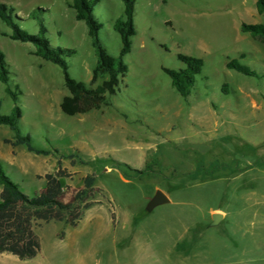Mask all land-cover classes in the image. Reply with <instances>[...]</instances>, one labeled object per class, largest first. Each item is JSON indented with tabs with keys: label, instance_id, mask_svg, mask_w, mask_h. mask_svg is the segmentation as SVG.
<instances>
[{
	"label": "rangeland",
	"instance_id": "rangeland-1",
	"mask_svg": "<svg viewBox=\"0 0 264 264\" xmlns=\"http://www.w3.org/2000/svg\"><path fill=\"white\" fill-rule=\"evenodd\" d=\"M256 2L137 0L136 35L118 93L109 107L74 117L60 109L68 95L62 71L35 57L31 44L12 41L0 20V49L11 83L23 92L21 133L51 153L38 156L5 144L12 132L0 126L5 174L33 197L46 184L38 176L55 173L60 160L70 175L62 180L65 189L79 188L94 174L110 200L98 197L103 205L89 210L77 228H37V258L0 255V264H264V40L240 30L243 23L264 25ZM0 3L14 8L22 19L15 22L32 35L39 26L29 15L37 10L50 43L75 51L66 59L71 78L91 85L95 52L69 0ZM95 13L104 26L102 43L117 56L121 43L113 24L123 16V3L104 0ZM179 54L204 61L187 98L163 71L184 67ZM229 59L260 78L227 69ZM12 107L0 84L1 114ZM157 191L174 203L149 212ZM213 210L227 218L207 230L212 214L220 213Z\"/></svg>",
	"mask_w": 264,
	"mask_h": 264
},
{
	"label": "trees",
	"instance_id": "trees-1",
	"mask_svg": "<svg viewBox=\"0 0 264 264\" xmlns=\"http://www.w3.org/2000/svg\"><path fill=\"white\" fill-rule=\"evenodd\" d=\"M103 1L69 0V7L73 10L75 19L83 22L87 28L96 56L90 86L71 78L66 59L75 51L56 47L50 43L46 37L44 21L38 16L37 10L29 15V19L37 22L39 26L38 34L32 35L15 22L22 19L17 16L14 8L0 3V20L10 29L8 37L12 41L31 44L34 47L32 54L35 57L42 62L57 66L62 71L64 87L68 95L62 99L60 109L63 114L70 117L86 115L109 107L110 98L116 96L121 81L128 73V65L124 58L131 53L132 38L136 35L134 13L137 0H120L123 3V16L113 24V30L118 34L121 43L117 56L110 54L100 39V32L104 26L95 9ZM256 10L259 15H264V0H257ZM240 30L241 33L255 40H264L262 24L243 23ZM178 60L183 64V68L178 70L164 68L163 71L169 77L172 88L182 98H187L196 85L197 76L202 73L204 61L183 54L178 55ZM226 67L245 77L260 78L255 70L241 63L239 59H229ZM10 75V66L0 49V84L13 103L8 115L0 112V126L8 127L12 132V138L5 140V144L13 148L25 147L29 153L38 156H49L51 154L49 151L33 146L30 135L21 133L19 122L22 111L18 102L23 92L18 84L11 83ZM96 83L98 84L93 87L92 85ZM55 152L58 153L57 150ZM69 177L59 160L55 173L38 176V179H44L46 184L37 195L30 197L5 174L0 161V255H12L21 261L33 260L41 254V240L36 232L37 228L50 223H64L71 228H77L89 210L103 205V202L97 200L98 197L110 204L105 191L96 186L94 174L86 176L79 188L65 189L62 180ZM112 219L116 226L117 220L113 213Z\"/></svg>",
	"mask_w": 264,
	"mask_h": 264
},
{
	"label": "water",
	"instance_id": "water-1",
	"mask_svg": "<svg viewBox=\"0 0 264 264\" xmlns=\"http://www.w3.org/2000/svg\"><path fill=\"white\" fill-rule=\"evenodd\" d=\"M169 202L170 200L166 194H164L162 191H157L156 195L151 200L147 210L151 212L154 210V208L161 206V205H165ZM224 218L225 216L221 213L212 214L211 222L206 226V229L209 230V229L219 228L223 224Z\"/></svg>",
	"mask_w": 264,
	"mask_h": 264
},
{
	"label": "crops",
	"instance_id": "crops-1",
	"mask_svg": "<svg viewBox=\"0 0 264 264\" xmlns=\"http://www.w3.org/2000/svg\"><path fill=\"white\" fill-rule=\"evenodd\" d=\"M17 148H18V147H17ZM167 197L169 198L170 202L167 203V204H165V205H171L172 202L174 203V201H173V199L171 198V196L167 195ZM162 206H164V205H162ZM212 212H220L221 214H223V215L225 216L223 223L225 222L227 216H226V214H225L224 212H222V211H217V210H213ZM205 229H206V227H205Z\"/></svg>",
	"mask_w": 264,
	"mask_h": 264
}]
</instances>
